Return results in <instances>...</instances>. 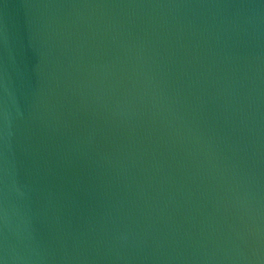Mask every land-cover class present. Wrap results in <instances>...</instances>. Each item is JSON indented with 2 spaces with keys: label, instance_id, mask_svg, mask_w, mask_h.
<instances>
[{
  "label": "water",
  "instance_id": "1",
  "mask_svg": "<svg viewBox=\"0 0 264 264\" xmlns=\"http://www.w3.org/2000/svg\"><path fill=\"white\" fill-rule=\"evenodd\" d=\"M4 264H264V0H0Z\"/></svg>",
  "mask_w": 264,
  "mask_h": 264
},
{
  "label": "snow or ice",
  "instance_id": "2",
  "mask_svg": "<svg viewBox=\"0 0 264 264\" xmlns=\"http://www.w3.org/2000/svg\"><path fill=\"white\" fill-rule=\"evenodd\" d=\"M0 264H4V261L2 259H0Z\"/></svg>",
  "mask_w": 264,
  "mask_h": 264
}]
</instances>
